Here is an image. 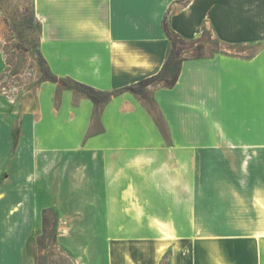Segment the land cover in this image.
Masks as SVG:
<instances>
[{
    "label": "crops",
    "instance_id": "crops-1",
    "mask_svg": "<svg viewBox=\"0 0 264 264\" xmlns=\"http://www.w3.org/2000/svg\"><path fill=\"white\" fill-rule=\"evenodd\" d=\"M183 3L32 0L49 69L102 91L160 70L166 14L180 37L205 29L230 48L185 60L172 88L148 86L151 108L130 92L112 97L102 131L70 149L84 164L52 173L70 209L56 205L58 228L102 233V264H161L166 253L168 264H264V0ZM38 126L28 137L26 114L0 88V264H35Z\"/></svg>",
    "mask_w": 264,
    "mask_h": 264
},
{
    "label": "rangeland",
    "instance_id": "rangeland-1",
    "mask_svg": "<svg viewBox=\"0 0 264 264\" xmlns=\"http://www.w3.org/2000/svg\"><path fill=\"white\" fill-rule=\"evenodd\" d=\"M32 17V0H0V51L4 59L0 88L10 94L20 114H26L28 137L36 122L39 125L37 145L42 146L39 213L41 215L43 210H47L49 215L54 214L58 219L56 205L62 207L64 214H68L70 209L69 202H58L59 181L55 179V186H52V173L62 168L61 172L65 174L68 166L73 169L84 164L82 156L72 153L70 149L84 145L89 136L102 131V106L93 105L81 93L64 87L60 79L71 78L68 75L54 74L50 70L57 82L43 81L44 67L40 66L36 55L39 50L38 29ZM194 40L204 46L206 55H213L210 52L213 50L219 52L230 49L221 43L216 45L210 36L202 35ZM4 46L7 55L2 52ZM182 48L189 56L194 45L187 43ZM5 59L9 65H6ZM143 102L153 107L146 95ZM41 232L38 229L27 235L28 251L33 263L102 264V233H70L66 228L59 229L57 224L56 242L53 243L46 235L43 248H38L36 241Z\"/></svg>",
    "mask_w": 264,
    "mask_h": 264
},
{
    "label": "trees",
    "instance_id": "trees-1",
    "mask_svg": "<svg viewBox=\"0 0 264 264\" xmlns=\"http://www.w3.org/2000/svg\"><path fill=\"white\" fill-rule=\"evenodd\" d=\"M188 2L189 0H184L183 4H186ZM32 18L38 29L37 47H39V33L41 31V24L34 16ZM167 19L168 16L166 14L162 21V29L170 42V48L168 50L166 59L162 67L156 74L143 78L132 85H129L127 87L115 91L98 90L89 85H86L84 83H81L79 81L73 80L68 77L64 79H60L61 84L66 88L81 93L88 100H90L93 105L96 106L105 105L111 100L112 97L117 96L118 94H121L123 92H130L131 94L144 99L145 96L144 93L146 88L152 84H161L165 88H172L178 80L182 63L185 60L200 59L208 55H206L204 51V46L200 44L198 40H186L180 37L178 34L174 33L169 28ZM202 35L210 36L211 38H213V41H215L216 45L220 44V42L217 39H215L209 31L203 29L201 32V36ZM187 43H191L192 45H194V48L191 49V54L189 56H187L184 49L182 48V46H184ZM2 52L4 55H7L5 46L2 48ZM210 52L215 54L218 52V50H213ZM36 55L40 60L41 63L40 66L44 67L43 81L52 82V83L57 82V78L51 74L47 63L40 54L39 50L36 51ZM5 63L6 65H9L7 59H5ZM157 123L160 129L163 131L161 119L159 116L157 117ZM41 220H42V232L38 236L36 241V245L38 248H43V239L45 238L46 235L49 238H51V241L53 243L56 242V231L58 224L57 217L54 214L49 215L47 210L42 211ZM161 264H168V253H166L165 256L163 257Z\"/></svg>",
    "mask_w": 264,
    "mask_h": 264
}]
</instances>
